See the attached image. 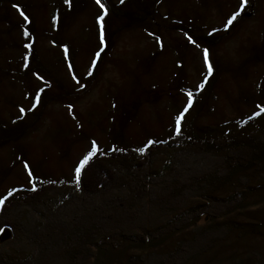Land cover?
Segmentation results:
<instances>
[{"label":"rangeland","instance_id":"374dc122","mask_svg":"<svg viewBox=\"0 0 264 264\" xmlns=\"http://www.w3.org/2000/svg\"><path fill=\"white\" fill-rule=\"evenodd\" d=\"M140 1L109 0L101 45L96 0H0V264H264V157L243 159L264 144V0ZM225 136L244 145L193 143ZM93 142L127 154L98 193L75 174Z\"/></svg>","mask_w":264,"mask_h":264},{"label":"trees","instance_id":"16d2710c","mask_svg":"<svg viewBox=\"0 0 264 264\" xmlns=\"http://www.w3.org/2000/svg\"><path fill=\"white\" fill-rule=\"evenodd\" d=\"M103 2L105 5V8L107 9V13L112 10L111 9V5L109 3V0H100V2ZM119 4H120V8L118 7L115 10H120V13H123V6L121 0H119ZM140 2H146L145 0H141ZM21 4V3H20ZM122 6V8H121ZM245 13V12H244ZM247 14L250 12H246ZM136 17L138 18L139 14L137 15L135 13ZM25 17H27V20H25ZM54 17V12L52 14V19ZM135 17V16H134ZM32 17L30 16V14L24 10L23 11V21L20 23L19 25V29L21 30V28L25 29V32L22 33L20 31V36L24 39V41L26 39H28L29 37L32 36ZM106 16H104V19L102 22V24L104 23ZM133 18V17H132ZM134 19V18H133ZM53 21H55V19H53ZM25 33H27V35H25ZM9 45V44H8ZM252 139H254L253 136H251ZM251 142V141H250ZM256 141L254 140L252 142V144L254 143V145H248V148L250 150V156H246L245 158H243L244 160H248L249 159V163H255V160H263L264 157V144H261L259 146H257L255 143ZM193 143L197 144H204L205 147H203L206 150H212V151H223V150H228L229 152L233 149H238L239 146L244 145V142L238 143V141H234L231 137L229 136H225V137H220L218 139H208V140H203L201 138L196 139L195 141H193ZM163 148L164 146H166V142H159L154 144V146L150 147L149 149V153L152 152L153 150H155V148L160 147ZM200 147V145H198ZM246 146V145H245ZM256 146V147H255ZM254 148V150H253ZM254 152V153H253ZM231 153V152H230ZM127 155L125 150H117L116 152H111V153H106V154H101L99 156H97L96 158L92 159L89 161V163L83 168L82 172H81V180H80V188L83 192H89V193H98L99 191H101V189H104L106 187H108L109 185L114 184L115 180L118 179L119 175L122 172V169L120 168V172L119 169L116 166V161L117 159L120 158V160H125L127 159V157L125 156ZM232 155V160L233 161H229V164H233L235 162L241 163V159L242 157H237L233 154ZM121 157H123L121 159ZM41 187L37 188L38 190H40ZM38 190H34V193L38 192ZM35 194H30L29 196H34ZM4 213H2L0 215V217H3ZM237 221V220H235ZM5 223H0V227L2 226V230L0 231V234L2 233V231L4 229L7 230H12V225L7 223L6 225H4ZM236 226V223H234ZM259 225H262V223H259ZM237 228H241V226H236ZM258 227V226H257ZM257 227H254L255 229ZM259 230H261V227L259 228ZM200 235V234H199ZM207 247V246H206ZM204 247V248H206ZM170 256H167L166 261H170ZM178 261V260H177ZM180 261V260H179ZM178 261V262H179ZM259 262L256 261L255 264H257Z\"/></svg>","mask_w":264,"mask_h":264},{"label":"snow or ice","instance_id":"6c2138e0","mask_svg":"<svg viewBox=\"0 0 264 264\" xmlns=\"http://www.w3.org/2000/svg\"><path fill=\"white\" fill-rule=\"evenodd\" d=\"M121 2H123V0H121ZM96 3L99 4L100 8L103 10L102 11V14L97 17V24L100 25V34H99L100 44L103 45L105 41H104L103 24L101 23V21H103L104 16L107 15V9L104 7V5L102 3H100V0H96ZM244 3H245V0H241V4H240V7L241 8L244 7ZM21 15L23 16V13H21ZM239 15H240L239 12H234L231 15V17L227 20L226 27L228 25H232L233 21H235ZM25 20H27V17H25ZM25 35H27V33H25ZM25 47H28V45L26 44ZM99 55H100V53L97 52L96 53V56H99ZM203 57H204V64L207 67V72L210 75L212 73V66L209 63V53H208V50L207 49L204 50ZM92 63H93V65H95L96 60L94 59L92 61ZM199 87L202 88L203 87V84H201ZM188 95H189L188 105L185 106V108L183 109V111H181L179 113V115H177L175 117V123H176V126H177V131H179L180 122H181L182 118L184 117L185 113L188 111V108L191 106V103H192V101H191V94L189 93ZM21 111H23V109H21ZM149 143H152V141H149ZM96 149H97V146H96L95 142H93V144H92V151H90L86 156H84V158L79 162V165L75 168V174H76V177H77V183H79V177H80V174H81V170L89 162V160L93 156V154L96 151ZM25 167L27 168V165H25ZM29 175H31V173H29ZM3 202H4L3 199H0V204H3Z\"/></svg>","mask_w":264,"mask_h":264}]
</instances>
